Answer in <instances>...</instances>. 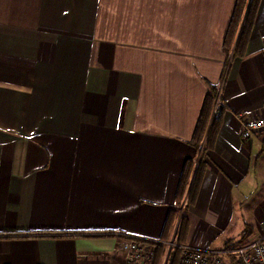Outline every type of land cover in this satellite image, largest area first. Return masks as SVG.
Masks as SVG:
<instances>
[{"label":"crops","instance_id":"1","mask_svg":"<svg viewBox=\"0 0 264 264\" xmlns=\"http://www.w3.org/2000/svg\"><path fill=\"white\" fill-rule=\"evenodd\" d=\"M235 3L0 0V264H121L111 232L160 239L211 85L225 110L182 242L264 235V129L242 135L264 117V0L243 56Z\"/></svg>","mask_w":264,"mask_h":264},{"label":"trees","instance_id":"2","mask_svg":"<svg viewBox=\"0 0 264 264\" xmlns=\"http://www.w3.org/2000/svg\"><path fill=\"white\" fill-rule=\"evenodd\" d=\"M260 0H236L235 8L229 24L224 41L225 50L229 52L236 36L238 40L235 49L236 56H243L245 48L249 41L251 31L255 24L256 13ZM217 88L211 85L210 92L206 95L200 116L197 120L190 144L197 152L196 159H187L183 172L180 177L176 193V206L170 212L167 218L163 236L161 240H174L179 245L185 244L182 238L185 234L186 216L185 212L191 204H194L199 186L208 168V153L213 149L215 140L221 124V115L225 110V105L221 108L219 114L211 117L213 105L217 97ZM179 223V225H176ZM178 226V227H177ZM177 227V238H171V231ZM166 245L156 244L154 257L151 264H163L166 254ZM169 255L170 264H178L180 247L171 250Z\"/></svg>","mask_w":264,"mask_h":264},{"label":"built area","instance_id":"3","mask_svg":"<svg viewBox=\"0 0 264 264\" xmlns=\"http://www.w3.org/2000/svg\"><path fill=\"white\" fill-rule=\"evenodd\" d=\"M221 108V102L217 101L211 117L219 114ZM263 129L264 117L243 118L242 135L244 138ZM110 234L122 237L118 251L124 254L125 264H151L156 244H164L169 250L179 246L178 264H264V235L256 239L228 244L223 248H210L191 244L179 245L174 240L163 241L129 232H111Z\"/></svg>","mask_w":264,"mask_h":264},{"label":"rangeland","instance_id":"4","mask_svg":"<svg viewBox=\"0 0 264 264\" xmlns=\"http://www.w3.org/2000/svg\"><path fill=\"white\" fill-rule=\"evenodd\" d=\"M167 251H166V254H165V257H164V261H163V264H170V257L169 255L172 253L171 250L168 249V247L166 248ZM120 255H121V258H122V262L121 264H125V258H124V254L122 252H120Z\"/></svg>","mask_w":264,"mask_h":264}]
</instances>
